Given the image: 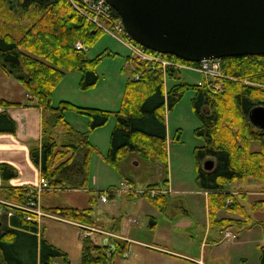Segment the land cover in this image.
I'll list each match as a JSON object with an SVG mask.
<instances>
[{
	"label": "trees",
	"instance_id": "1",
	"mask_svg": "<svg viewBox=\"0 0 264 264\" xmlns=\"http://www.w3.org/2000/svg\"><path fill=\"white\" fill-rule=\"evenodd\" d=\"M77 1L0 0V69L20 82L36 106L43 110L40 144L30 149L29 154L47 182L46 192L86 189L90 157L95 151L89 134L105 125L111 114H115L116 122L105 158L108 165L118 171L123 159L135 154L143 162L158 163L163 169L160 185L154 183L149 188L165 187L168 182L165 109H171L185 91L193 89L191 105L201 124L195 134L203 140V145L194 149L195 182L199 190L209 194V221L222 229L244 228L251 221L250 214L239 201L242 196H235L226 187L248 179L264 183V131L248 119L252 108L264 107V56L223 58L220 60L223 78L211 80L199 74L203 80L195 85L180 79L182 70L172 67L163 70L157 63L131 57L135 63L134 78L127 80L117 112L80 107L65 100L53 106V91L67 72H80L82 90L92 88L98 81L96 66L101 54L88 58L86 52L102 31L75 8L73 3ZM76 42L85 50H77ZM160 56L197 65L171 55ZM168 79L174 81L170 87L166 85ZM213 84L219 88L214 89ZM68 111L86 116L87 131L68 124L65 120ZM14 131V121L6 113H0V133ZM205 159L213 160L211 171L201 167ZM16 176L11 165L0 164L2 181ZM3 188L5 202L22 206L32 200L30 189ZM145 198L160 211L168 205L169 197L164 194ZM90 203H94V198ZM257 204L264 210V198ZM3 206L7 212L13 210V214L0 226V264H53L59 257L68 263L64 252L38 237L37 223L26 220L31 214L15 206ZM43 211L84 226H95L91 208L54 207ZM221 211L238 218H215ZM107 246V242L102 246L93 245L84 238L81 264H111L115 252L121 256L126 253L125 241L115 240L114 252L109 258L104 252ZM258 264H264V246L260 248Z\"/></svg>",
	"mask_w": 264,
	"mask_h": 264
},
{
	"label": "rangeland",
	"instance_id": "2",
	"mask_svg": "<svg viewBox=\"0 0 264 264\" xmlns=\"http://www.w3.org/2000/svg\"><path fill=\"white\" fill-rule=\"evenodd\" d=\"M106 53H111L113 56L107 55ZM99 54H101V58L96 66L98 81L95 86L88 90H82L79 87L80 72L77 70L67 72L53 91L51 99L53 106L65 100L75 105L99 108L112 113L120 109L125 84L127 80L134 78L132 70L135 69V63L131 60L133 55L130 50L106 32H102L86 52L88 58H94ZM128 56L130 59H128ZM179 76L181 80L190 85H195L203 80V77L198 73H192L186 70L180 71ZM173 82L168 79L167 83H165L167 87H170ZM246 84L254 85L248 82ZM193 96V89H189L183 93L181 99L171 109H165L164 119L167 134L165 140L167 156L166 170L170 188L176 191L172 193L174 195L173 197L183 203L188 214L191 215V219L202 223L206 220L205 196L198 190L195 182L197 166L194 149L203 145V140L195 134L196 129L201 124L191 105ZM65 120L77 130L87 131L86 116L68 111L65 114ZM115 122V114H111L105 125L89 134V141L94 146L95 151L92 152L90 157L89 181L86 185V191H43L39 196L42 211L54 207L91 208L90 216L95 222V226L85 227L83 225V229H81L82 224L67 223L54 214L44 213V216L40 217L38 221V237L66 254L68 263L59 257L55 259L56 264H81L82 243L86 237L93 245L102 246L107 242L108 246L104 252L109 258L114 252L115 240L125 241V239L113 233H118L119 228L124 230L125 225H128L130 222L128 218L130 220L133 218L137 220V231L135 235L141 239L147 237L150 240L153 237L151 232L154 231V234L157 236L164 237L163 241H167L166 245H168V248L174 247L178 251L187 250L188 248L192 249L194 246L199 248L200 240L194 239L192 245H188L189 240L186 236H189V233L187 232L185 236L181 235V233L185 234V231H178V227L182 224L167 222L164 215L160 214L148 202V199L145 198V196H150L147 193L143 194V191L150 190L151 188L140 178L147 177L146 171L141 172L139 174L140 178L136 180L138 188L143 187L142 189L130 188V192L120 197L112 194V190L121 188V183L125 185V181H120L122 174L108 165L105 160L108 153L110 135L115 126ZM254 148H257V145H254ZM128 157L129 155L123 160H128ZM248 181L249 179L234 182L226 187V190L231 193V189H234L235 191H233L237 192V189H243ZM252 182L255 181L253 180ZM256 182L257 184L264 185L263 182ZM155 190H158L159 194L166 192V190L161 188ZM101 195L107 198V203L100 201ZM4 196L5 191L2 188L0 190V207ZM90 198H94V203H90ZM6 205L13 206L11 203H7ZM8 213L13 214V210H8L7 212L5 208L0 209V226L6 224L10 217ZM228 215L233 218H238V216L228 214L226 211H221V217H227ZM260 216L264 217V214H260ZM151 218L156 222V227L154 230L149 231L147 226ZM117 226L119 228L115 230L114 228ZM101 228L108 231L114 229V232L105 233ZM256 228L259 229L245 233L246 235L241 234V239L246 236L242 247L232 246L231 242H225L218 246V255L216 257H220L222 261H226V259L230 260V257L236 253L237 256L242 255L244 261L241 264H258L259 253L257 247L264 245V233H262L264 223L262 227ZM201 231H203V228H201ZM228 232L231 234L230 236H226ZM234 233L223 229L222 239H235L236 234ZM122 234L124 235V232ZM129 246L130 250L127 251L128 257L123 258L119 252H115L111 264H142L139 247L134 244H129ZM178 262L180 261H173L172 264H181Z\"/></svg>",
	"mask_w": 264,
	"mask_h": 264
},
{
	"label": "crops",
	"instance_id": "3",
	"mask_svg": "<svg viewBox=\"0 0 264 264\" xmlns=\"http://www.w3.org/2000/svg\"><path fill=\"white\" fill-rule=\"evenodd\" d=\"M6 102L11 104H7ZM2 112L6 113L9 118L14 121L15 131L13 133H0V164L11 165L16 170L17 176L8 181H2L0 178V190H2L3 187H24L33 190L37 188L41 175L39 168L31 161L29 153L30 149L40 144L43 110L36 106L35 100L26 93L24 86L20 82L10 75L5 74L0 69V113ZM118 171L122 174L120 181H125V185H128L125 187L131 189L143 188H138V183L136 182V180L140 178L139 174L141 172L146 171L147 177L140 179L145 181L148 185H152L154 183H159L160 185V181L163 176V169L158 163L147 164L140 160L135 154H129L128 160L126 159L121 163ZM252 181L253 180H249L245 184L244 188L240 190L237 189V192H234L235 190L231 189V193L233 192L232 194L235 196H242L240 198L241 201H239L246 207L251 219V221L246 223L244 228L238 229L237 231L231 228L225 229L231 231L232 233L235 232V239H222V227H219V224H216L215 222L210 223L208 217L209 194L207 192L198 189L205 196L206 209V220L199 223L197 220L191 219V215L188 214V211L185 209L183 203L173 197L174 195L172 193L176 191L170 188L169 180L165 187H160L161 189L166 190L164 195L169 197V199H167L168 205L166 209L164 211H160V209L153 205L149 200L148 202L151 203L160 214L164 215L167 222L182 224L178 227V231H185V234L181 233V235L185 236L187 235V232L189 233V236H186L189 240L188 245H192V241H194V239L200 240L199 248L194 246L192 249L188 248L187 250L182 251H178L174 247L168 248V245H166L167 241H163L164 237L157 236L154 234V231L151 232L153 237L150 240H148L147 237L141 239L135 235L137 231V220L134 218L132 220L128 218V221L130 222L128 225H125L124 230L118 226L115 227V230L119 228L118 233L114 232V229L108 231L101 228V230L105 233L114 232L113 234L116 233L118 237L125 239L126 255L122 256L123 258L128 257L127 251L130 250L129 244L137 245L140 249L139 253L142 257V264H172L173 261H180L178 263L181 264H241L242 261H244L242 255L237 256L236 253H234L230 257V260L226 259V261H222V259L220 257H216V255H218V246L224 244L225 242H231L232 246L242 247L246 236L241 239V234L246 235L245 233L253 232L257 229L256 227H262V224L264 223V217L260 216V214H264V212H262L264 210H262L263 208L259 209L260 205L257 204V201L264 198V185L257 184L256 181ZM84 190L86 191V189ZM90 200L91 198L89 201ZM7 203L8 202L3 201L0 209L4 208L3 204L6 205ZM248 208L250 209L248 210ZM177 210H180L181 212ZM220 215L221 212H218L215 218L221 219L230 217V215L227 217H221ZM59 219L67 223L77 224L60 217ZM37 225L39 229V224ZM147 227L149 231L155 229L156 222L153 218H151ZM80 228L83 229V225ZM201 228H203V231H201ZM123 232L124 235L122 234ZM262 233H264V229H262ZM262 246L264 245L257 247L259 256L260 248Z\"/></svg>",
	"mask_w": 264,
	"mask_h": 264
},
{
	"label": "water",
	"instance_id": "4",
	"mask_svg": "<svg viewBox=\"0 0 264 264\" xmlns=\"http://www.w3.org/2000/svg\"><path fill=\"white\" fill-rule=\"evenodd\" d=\"M125 34L142 48L198 63L264 56V0H105ZM264 131V107L248 114ZM205 159L202 168L211 171Z\"/></svg>",
	"mask_w": 264,
	"mask_h": 264
},
{
	"label": "built area",
	"instance_id": "5",
	"mask_svg": "<svg viewBox=\"0 0 264 264\" xmlns=\"http://www.w3.org/2000/svg\"><path fill=\"white\" fill-rule=\"evenodd\" d=\"M75 8L97 29L102 32L108 33L110 36L118 40L125 48L131 51L133 59H137L141 62H153L161 66L163 70L167 67H172L178 70H186L189 72H194L201 74L202 76L215 80L218 78H223L221 73V64L220 60H204L198 62L197 65L187 64V63H178L171 61L166 58H162L160 54L150 53L148 50L142 48L141 46L134 43L130 38L125 34L123 25L120 18L115 13V11L106 3L105 0H78L76 3H73ZM118 17V18H116ZM75 48L77 50H85L84 46L80 42L75 43ZM190 63V62H189ZM214 89H218V85L213 84ZM47 182L41 177L39 179V184L37 188L31 191L32 200L28 201L25 205H13L21 210L28 212L31 215L26 216L27 221H33L38 223L41 216H44L40 208L39 196L43 191H47ZM130 188H125V185L121 183V188L117 190H112V194L120 197L123 194L130 192ZM140 193H142L140 191ZM147 193L150 197H154L159 194L158 190L150 189L143 191V194ZM102 203L107 202V198L103 195L100 197ZM227 203H230L229 201ZM9 216L12 214L8 213ZM228 232L226 236H230ZM124 254L123 256H125ZM55 264V263H53Z\"/></svg>",
	"mask_w": 264,
	"mask_h": 264
}]
</instances>
